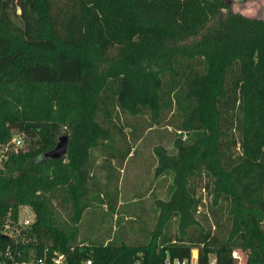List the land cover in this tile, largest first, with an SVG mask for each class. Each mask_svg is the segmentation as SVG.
<instances>
[{
    "label": "trees",
    "instance_id": "trees-1",
    "mask_svg": "<svg viewBox=\"0 0 264 264\" xmlns=\"http://www.w3.org/2000/svg\"><path fill=\"white\" fill-rule=\"evenodd\" d=\"M113 110L147 114L148 128L176 117L165 119L177 133L173 153L152 147L167 197L153 199L144 241L76 242L50 204L69 206L71 224L90 206L89 155L110 140ZM62 129L65 154L43 157ZM13 133L23 137L14 149ZM6 144L0 228L7 216L17 226L19 206L33 220L16 238L0 232V259L10 261L8 248L15 260L57 250L73 264H189L196 249L195 264H210V254L212 264H264V19L230 0H0ZM221 202L228 227L218 237L197 214L205 206L213 216Z\"/></svg>",
    "mask_w": 264,
    "mask_h": 264
},
{
    "label": "rangeland",
    "instance_id": "rangeland-1",
    "mask_svg": "<svg viewBox=\"0 0 264 264\" xmlns=\"http://www.w3.org/2000/svg\"><path fill=\"white\" fill-rule=\"evenodd\" d=\"M230 1L233 11L264 19V0ZM16 14L17 8L11 13V18L18 24ZM112 113L110 140L105 145L91 150L89 155L90 206L82 213L77 223L71 224L69 206L58 205L54 200L50 204L54 219L59 224L76 228V242H103L116 236L127 242L144 241L145 229L150 228L154 222L153 199L167 197L169 177L153 176L156 160L152 147L159 144L165 147L168 153H173L172 140L177 133L165 119L175 122L176 117L167 112L160 125L154 124L148 128L147 114L132 116L116 110ZM60 134H64L63 129L59 131L58 135ZM181 138L186 139L187 136L182 134ZM204 207H199L197 218L218 237H223L228 227L226 204L221 202L213 216L205 215L208 208ZM20 216L17 218V226L12 230V237L17 235L19 228H25L27 231L30 229L33 214L29 213L27 217H23L22 213ZM25 219L29 220L28 224L23 222ZM215 219L219 222L218 227L214 226ZM174 229L175 224L171 221L169 231L173 232ZM28 236L20 237V240H32L30 235ZM236 254L241 255V260L244 259L241 253ZM196 255V249H191V262ZM212 256L209 255L210 264L213 262ZM242 263L239 261L238 264Z\"/></svg>",
    "mask_w": 264,
    "mask_h": 264
},
{
    "label": "built area",
    "instance_id": "built-area-1",
    "mask_svg": "<svg viewBox=\"0 0 264 264\" xmlns=\"http://www.w3.org/2000/svg\"><path fill=\"white\" fill-rule=\"evenodd\" d=\"M22 138L23 137L21 133H13L9 140V143L11 144V148L14 149L20 147L22 145ZM7 146H8L7 144L5 146L0 145V166L2 161L6 158L5 152L8 149ZM22 213L24 215L23 217H27L29 213L33 214V212L29 207L19 206L17 209V218L21 217L20 214ZM23 222L25 224H28L29 220L25 219ZM15 226L16 225L10 224L9 218L7 216L1 225L0 232L2 235L12 237V230L14 229ZM232 254L234 256H237L236 252H233ZM2 257H6L10 261L7 262L8 260L5 261L3 259H0V264H73V263H68L65 255L57 250H51V251L44 250L41 256L35 258L22 259V260H15L11 257L9 249L6 248V250L2 253ZM195 261H196V257L193 258L192 262L190 259L189 264H195ZM76 264H93V263L90 258H86L78 261ZM164 264H186V261L182 260L178 262L177 260H173L170 263L169 261L166 260Z\"/></svg>",
    "mask_w": 264,
    "mask_h": 264
},
{
    "label": "water",
    "instance_id": "water-1",
    "mask_svg": "<svg viewBox=\"0 0 264 264\" xmlns=\"http://www.w3.org/2000/svg\"><path fill=\"white\" fill-rule=\"evenodd\" d=\"M67 146V136L65 134L57 135L54 146L43 153V157L57 159L65 154ZM194 251V249H193Z\"/></svg>",
    "mask_w": 264,
    "mask_h": 264
},
{
    "label": "crops",
    "instance_id": "crops-1",
    "mask_svg": "<svg viewBox=\"0 0 264 264\" xmlns=\"http://www.w3.org/2000/svg\"><path fill=\"white\" fill-rule=\"evenodd\" d=\"M243 15H247V14H244V13H242ZM247 16H249V15H247Z\"/></svg>",
    "mask_w": 264,
    "mask_h": 264
}]
</instances>
